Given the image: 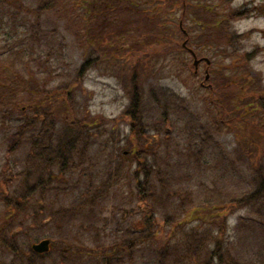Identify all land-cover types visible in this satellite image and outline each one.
Returning <instances> with one entry per match:
<instances>
[{
	"label": "trees",
	"instance_id": "obj_1",
	"mask_svg": "<svg viewBox=\"0 0 264 264\" xmlns=\"http://www.w3.org/2000/svg\"><path fill=\"white\" fill-rule=\"evenodd\" d=\"M223 3L226 1H222ZM164 4H170L182 13L177 25L178 32H181L180 23L187 21L190 0H39L35 8L25 5V0H0V24L5 20H14L17 16V21L20 19L25 25L24 20L31 18L29 40L32 44H39L40 39L46 38V33L42 34L40 29L42 17L45 14H53L58 18L63 15L74 25L72 35L81 46L85 43V31L88 35L87 44L91 45L94 38H98L101 31L108 30V25L115 21H120L122 27H127L130 19L134 22L149 19L144 24L149 26L144 33L152 30L155 31L154 34L164 35V39L151 40L147 44L161 46L166 43L163 40L173 32L174 22L170 16L162 15L161 12L156 17L150 15L161 10ZM203 7L211 11L207 6ZM116 10L123 11L124 16H117ZM245 14L234 11L225 15L217 13L220 20L212 27L211 37L204 33L198 36L197 41L204 51L216 48L214 57L230 59L229 65H221L217 72L208 68L209 78L203 82L208 94L202 98L219 108V120L213 121L216 130H219L220 125L239 126L234 123L239 122L258 135L261 129L264 133V125H253L250 121L264 120L263 88H255V80L246 67L247 59L237 55L235 46H238L245 35L227 32V25L230 26L234 19H240ZM18 15L24 18H19ZM157 17L159 22H154ZM188 32L189 30L187 35L181 32V35L183 42L187 41V46L191 48L194 42ZM169 47L164 58L153 60L157 63L155 67L151 66L150 59H137L130 65V104L123 114L129 121V150L122 148L128 152H121L114 147L106 155V172L100 180L96 174L97 167L92 165L90 153L96 140L106 134L105 119L92 118L86 109L77 105L75 95L87 72V63L76 70L72 83L64 88L44 92L46 98L55 104L59 103L64 115L68 114L64 120L60 121L55 113L56 105L34 106L30 102L29 107L24 108L19 107L15 101L10 104V110L23 117L5 140L6 155L12 157L22 153L23 160L17 171L6 164L0 174V264H137L135 256L140 248H150L154 264H245L235 254L236 250L232 245L229 214L247 210L264 225V177L257 173L261 177L258 188L250 193L226 200L217 196L212 199L213 202L197 205L191 191L174 186L176 179L170 167H163L168 165L171 158L168 150L164 157L160 154L162 147L168 148L166 143L170 140L169 130H165V145L161 139L156 141L155 137L148 135L151 130L148 131L149 126L145 122V93L139 86L141 74L155 72L159 66L158 73L161 75L181 78L189 73L191 77L195 76L193 65L189 67L182 45L169 44ZM220 47L224 49L219 51ZM29 51L31 52V48ZM23 54L22 50L21 55ZM171 65L175 66L171 68ZM15 79L13 83L17 87L14 96L17 97L25 94L28 87L23 78L18 76ZM237 90L242 96L235 92ZM245 91L251 93L247 96ZM147 94L148 101L153 105L151 110L160 113L161 123L168 121L170 111L176 109L174 104L184 100L163 87H152ZM234 96H237V100L240 99L238 108L231 106ZM27 112L32 115L29 116ZM156 133L158 134L157 131ZM209 138L211 139H207ZM110 139L113 137L110 136ZM105 147H108L107 143ZM202 151H193L189 147L187 153L199 165L203 158ZM125 178L130 188L128 195L135 205L131 216L138 215L139 220L135 223L128 222L130 217L126 213L114 209L120 218L116 219L113 214L110 221L116 223L117 230L114 231L111 242H101L97 225L101 224L105 228L108 225V221L102 219L105 202L111 187L121 184ZM69 190L79 193V203L76 206L57 204V196L67 195ZM52 193L55 201L48 204L46 199ZM200 208L209 209V213L205 215L209 216L210 221H206L204 216H198ZM78 218L81 224H85L82 225L85 235L95 232L94 237L90 235L91 242L88 244L82 236L70 233ZM245 222L240 217L237 226L244 225ZM53 230L59 236L52 235ZM21 237L26 238V247L19 243ZM55 238L62 241V248L57 252L54 249ZM44 239L50 241L49 252L35 254L31 246ZM54 254L56 257H53Z\"/></svg>",
	"mask_w": 264,
	"mask_h": 264
},
{
	"label": "rangeland",
	"instance_id": "obj_2",
	"mask_svg": "<svg viewBox=\"0 0 264 264\" xmlns=\"http://www.w3.org/2000/svg\"><path fill=\"white\" fill-rule=\"evenodd\" d=\"M222 1L226 3L222 4ZM38 2L39 0H25V5L35 8ZM203 6H207L211 11L205 10ZM161 7V10L153 12L154 14L150 17H156L161 12L162 15L170 16L174 22L173 32L170 37L163 40L166 43L161 46L147 44L151 40L164 39V35L154 34L155 31L152 30L144 33L149 27L144 24L148 23L149 19L136 22L130 19L129 22L126 21L129 23L127 27H122V22L115 21L114 24L108 25V30L101 31L91 45L87 44L88 35L85 31L86 34H83L85 43L81 46L73 38L74 25L70 24L63 15L60 18L53 14H45L42 17L40 29L42 34L46 33V38L40 39L39 44H32L29 40L31 18L24 20L25 25L20 19L17 21V16L11 20L12 22L5 20L0 24V174L6 164L12 170L17 171L20 168L19 163L23 160L22 153L12 157L6 155L7 142L5 140L23 117L18 112L17 114L12 112L9 108L10 104L15 101L19 107L24 108L29 107L30 102L34 103V106L56 105L55 113L58 114L60 121L64 120L68 114L64 115L62 109L59 108V103L55 104L51 99L46 98L44 92L64 88L72 83L76 70L87 63V72L75 93L76 103L80 108L86 109L92 118L105 119L106 134L100 140H96L90 153L92 165L95 164V168L97 167L98 180L104 178L106 155L114 147L121 152H128L123 149L129 150L127 146L130 132L129 121L123 117V114L130 104V65L134 64L137 59H150L151 66L155 67L157 63L153 60L158 57L164 58L163 56L167 55L166 52L170 48L169 44L173 46L183 44V36L177 29L182 13L170 4H164ZM230 11L246 13L242 18L234 19L230 26L226 24L229 27V31L227 29L226 31L238 36L245 35L235 49L237 55L247 59L246 67L249 75L255 80V88L260 86L264 92V0H190L186 13L187 21L181 22V25L183 30L186 33L189 30L191 35L195 30L193 37L201 33L211 37L212 27L220 20L217 13L225 15ZM115 13L121 17L124 12L116 10ZM18 17L24 18L22 15ZM153 21L159 22V17ZM154 29H157L156 26ZM168 40H170L169 43ZM223 49L218 48L219 51ZM22 50L23 55H21ZM214 50H202L203 53L197 55L198 58L203 57L212 61L213 64L209 68L212 72H217L221 65H229L230 59L214 57ZM186 58L190 67L192 59L187 52ZM174 66L171 65V68ZM156 68L155 72H150L148 75L145 72L141 74L139 86L145 93L143 100L146 112L145 122L149 126L148 131L151 130L148 135L155 137L156 141L161 139L164 144L165 130H169L170 140L166 143L168 148L162 147L160 154L164 157V153L168 150L171 155L168 165L163 167L169 166L174 172L176 179L174 186L177 185L191 191L197 205L213 202L212 199L217 196H222L225 200L238 198L258 188L261 177H258L257 173L259 172L264 177V133L262 129L257 135L253 129H247L239 122H234L239 126L220 125L219 130H216L213 121L214 119L219 120V108L203 100L202 97H206L208 93L206 89L200 87V83L204 82L205 64L200 66L198 74L194 77H191L189 73L181 78L175 75H161L158 73L159 66ZM173 72L176 73V70L173 69ZM18 76L26 80L28 88L25 94L15 97L14 91L17 86L13 81ZM152 87H163L173 92L179 99H184L183 102L174 104L176 109L170 111L168 121L164 123L160 122V113L151 110L153 105L147 99V92ZM235 92L242 96L238 90ZM250 93L251 91L249 93L245 91L247 96ZM224 106H226L225 102ZM231 106L237 108L240 106V99L237 100V96H234ZM27 114L32 115L30 112ZM250 122L253 125H264V120H251ZM110 136L113 139H110ZM208 137L211 139H207ZM106 143L108 147H105ZM189 147L193 151L203 150V158L199 165L194 162L190 153H187ZM179 154L182 156L180 157ZM129 189L126 178L121 184L111 187L102 215V219L107 220L108 225L106 228L101 224L97 225L101 242H111L113 233L117 230L116 223L110 221L113 214L116 219L120 218L114 209L126 213L130 217L128 222L135 223L139 220L138 215L131 216L135 205L131 203L132 200L128 195ZM75 191L69 190L67 195L57 196V204L76 206L79 203V193ZM54 198V193H52L46 202L51 204ZM1 211L0 204V213ZM207 213H209L208 208H200L197 214L200 217L204 216L206 221H210L209 216H206ZM240 217L246 222L244 225L237 226V220ZM253 219L259 218L251 216L247 210L229 214L230 238L236 250L235 254L245 264H264V225L261 220L250 222ZM82 225L85 226L78 218L74 229H70V233L82 236L88 244L89 241L91 242L90 235L94 237L95 232L85 235V228ZM236 226V229H232ZM103 228L105 231H102ZM124 228L121 227V229ZM51 234L59 236L55 230ZM54 242V249L57 252L62 248V241L55 238ZM19 243L24 247L28 244L26 238L22 237L19 238ZM53 257L56 255L54 254ZM135 258L137 264H154L150 248H140Z\"/></svg>",
	"mask_w": 264,
	"mask_h": 264
},
{
	"label": "flooded vegetation",
	"instance_id": "obj_3",
	"mask_svg": "<svg viewBox=\"0 0 264 264\" xmlns=\"http://www.w3.org/2000/svg\"><path fill=\"white\" fill-rule=\"evenodd\" d=\"M181 30V32H182V34L183 35H187V33H186V31H184L182 28L180 29ZM194 34H195V30H193V34L191 35L192 37V39H193V45L191 46V48L190 47H188L187 46V41H185L184 42V44H182V48L185 50V52H187L188 54H189V56L192 58V64L194 63L193 61L194 60H197L199 63H197V65L196 66H194L193 68H194V73H195V75H197L198 74V71H199V69H200V66L202 65V64H205V62L203 61V57H199L198 58V55L197 54H200V53H203V49L199 46V43H198V41H197V39H198V35L197 36H195V37H193L194 36ZM200 36V35H199ZM184 45V46H183ZM206 65V64H205ZM210 66H207L206 67V69H205V72L207 71L208 72V68H209ZM200 87L201 88H205V85L203 84V82L202 83H200Z\"/></svg>",
	"mask_w": 264,
	"mask_h": 264
},
{
	"label": "water",
	"instance_id": "obj_4",
	"mask_svg": "<svg viewBox=\"0 0 264 264\" xmlns=\"http://www.w3.org/2000/svg\"><path fill=\"white\" fill-rule=\"evenodd\" d=\"M205 62L207 63V65H209L208 60H205ZM197 63H199L198 61L194 62V66L197 65ZM208 79V76L205 77V80ZM50 249V241L49 240H42L36 244H33L31 246V250L38 255H43L49 252Z\"/></svg>",
	"mask_w": 264,
	"mask_h": 264
}]
</instances>
